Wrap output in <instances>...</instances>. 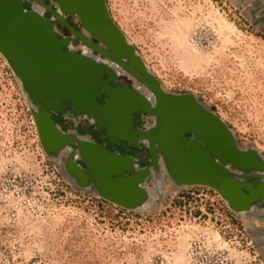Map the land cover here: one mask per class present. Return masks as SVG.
<instances>
[{"label":"rangeland","instance_id":"rangeland-1","mask_svg":"<svg viewBox=\"0 0 264 264\" xmlns=\"http://www.w3.org/2000/svg\"><path fill=\"white\" fill-rule=\"evenodd\" d=\"M27 6L0 27V264H264V0ZM127 92L143 136L122 126ZM110 120L129 169L98 146Z\"/></svg>","mask_w":264,"mask_h":264},{"label":"crops","instance_id":"crops-1","mask_svg":"<svg viewBox=\"0 0 264 264\" xmlns=\"http://www.w3.org/2000/svg\"><path fill=\"white\" fill-rule=\"evenodd\" d=\"M14 6V7H13ZM32 6V5H31ZM13 7V8H12ZM27 0H21V2H18L16 5V0H0V27L2 28H7V22H5V19H9V17L11 16V14H14L16 12H18V10H23V11H27ZM16 11V12H15ZM14 12V13H12ZM9 21V20H8ZM11 33V32H10ZM12 34H16L15 32ZM25 34H18V38L19 40H27V35L24 36ZM35 42V41H34ZM49 42V41H48ZM37 43V42H35ZM49 45L52 43H48ZM49 47V46H48ZM119 85L117 86L118 89H116V92H123V90H127L128 92L133 91L132 89H130L129 86H122ZM116 87V88H117ZM111 90V89H110ZM106 91L105 89L102 90L101 92H97L98 89H96V95H95V103L96 106L102 111L103 109L105 110L108 107H111L112 104L116 101L112 100V93L111 91ZM128 92L126 94H122L120 97V95L116 94V96L119 98L118 99V103H121L120 106L122 109H130L132 107H134V110H130V114H131V118L130 120L125 123L123 120H121V123L123 121L124 125H122L123 127H126L127 130L136 133L137 135L140 134L141 136H143L144 134L148 133L152 124V121L150 119V116L148 115L147 119L148 121H146V123H142V121L144 120V115L147 116L146 111H143V109L138 108V99L136 98V95H134L131 98V95L128 94ZM105 96L106 99L104 100V102L100 101L101 97ZM103 97V98H105ZM131 98V99H130ZM136 98V99H135ZM130 99V102L129 100ZM171 103H169V107L171 109V112L169 114L168 118H171L172 116H176L177 113L180 112H185L187 111L189 107V101H187V99L185 98H178V99H171L170 101ZM188 102V103H187ZM116 103V102H115ZM191 103V101H190ZM193 105V102L191 103ZM145 109L149 108V105H144ZM198 109V112H200V109L198 107H196ZM204 115V114H203ZM205 119L206 122L211 123L212 122V115L207 114L204 117H202ZM113 120V119H112ZM101 125H99V127L96 126V130L98 132H100V135L105 136L104 138L101 137V143L98 145L100 150L102 152H104L105 154H107L108 156H112V157H118L121 158V162H123L125 164L124 170L129 169L131 163V160L135 159L134 156H131L132 154L130 153V151H128V149H125V146L127 144L126 137H122L119 136L118 138H111L109 136L110 133V129L109 126H113L116 125L115 123H113L111 120L110 121H106L105 123L101 122ZM94 125V124H92ZM122 127V128H123ZM93 128V127H91ZM125 129V128H124ZM122 129V130H124ZM94 130V129H92ZM125 131V130H124ZM77 132V129L75 130V133ZM95 133H98L96 131H93ZM128 132V131H127ZM87 132L85 131L84 135H87L90 139H94V137L92 136V134H86ZM183 137H180V139H182ZM189 139V137H186V140ZM97 140V139H96ZM142 143V142H140ZM98 144V143H97ZM137 146H139V143L137 144ZM147 160L150 161V163H152V157L151 155L149 156V153L147 154ZM136 161V159L134 160ZM148 163V161L146 162Z\"/></svg>","mask_w":264,"mask_h":264},{"label":"water","instance_id":"water-1","mask_svg":"<svg viewBox=\"0 0 264 264\" xmlns=\"http://www.w3.org/2000/svg\"><path fill=\"white\" fill-rule=\"evenodd\" d=\"M4 46L12 57L27 60H36L39 58L40 46L35 42H30L29 40H19L11 36V34L2 37ZM2 43V44H3ZM48 50L50 47L45 46ZM48 54V53H47ZM51 54V53H50ZM52 56V55H51ZM52 58V57H51Z\"/></svg>","mask_w":264,"mask_h":264}]
</instances>
